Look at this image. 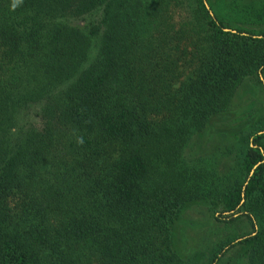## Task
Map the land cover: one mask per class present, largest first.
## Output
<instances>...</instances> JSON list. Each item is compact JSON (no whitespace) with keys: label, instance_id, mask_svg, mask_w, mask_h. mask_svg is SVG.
Instances as JSON below:
<instances>
[{"label":"trees","instance_id":"obj_1","mask_svg":"<svg viewBox=\"0 0 264 264\" xmlns=\"http://www.w3.org/2000/svg\"><path fill=\"white\" fill-rule=\"evenodd\" d=\"M12 2L0 0V264H190L173 231L199 178L185 148L253 127L225 122L264 65V0L250 4L262 28L235 32L204 0ZM263 137L215 198L223 221L257 219L239 240L247 264H264Z\"/></svg>","mask_w":264,"mask_h":264},{"label":"rangeland","instance_id":"obj_2","mask_svg":"<svg viewBox=\"0 0 264 264\" xmlns=\"http://www.w3.org/2000/svg\"><path fill=\"white\" fill-rule=\"evenodd\" d=\"M204 1L211 16L223 21L226 31L235 32L236 28L258 31L262 28V22L253 16L256 10L253 8L251 12L250 4L256 0ZM249 13H252L251 16ZM227 111L230 117L225 124L252 121L253 127L236 138L207 131L196 132L185 148L184 157L188 161L195 159L193 163L199 178L195 198L185 204L173 231L175 246L181 258L190 260V264H247L246 252L239 240L258 230L257 219L248 208H242L232 222L223 221L227 213H222V208L215 206V198L234 180H244L239 169L240 155L246 146L244 144L251 141L253 133H264V65L257 74L247 76L241 82ZM248 134V140H239ZM261 141L264 150V137ZM228 244L231 245L218 254ZM215 256H218L216 261Z\"/></svg>","mask_w":264,"mask_h":264},{"label":"clouds","instance_id":"obj_3","mask_svg":"<svg viewBox=\"0 0 264 264\" xmlns=\"http://www.w3.org/2000/svg\"><path fill=\"white\" fill-rule=\"evenodd\" d=\"M22 2L23 0H13L11 5L12 9L15 10V8L18 7Z\"/></svg>","mask_w":264,"mask_h":264},{"label":"water","instance_id":"obj_4","mask_svg":"<svg viewBox=\"0 0 264 264\" xmlns=\"http://www.w3.org/2000/svg\"><path fill=\"white\" fill-rule=\"evenodd\" d=\"M204 4H205L206 8L208 9V7H207V4H206V2H205V1H204Z\"/></svg>","mask_w":264,"mask_h":264}]
</instances>
